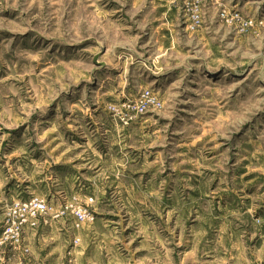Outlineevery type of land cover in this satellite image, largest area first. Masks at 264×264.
Listing matches in <instances>:
<instances>
[{
    "label": "rangeland",
    "instance_id": "obj_1",
    "mask_svg": "<svg viewBox=\"0 0 264 264\" xmlns=\"http://www.w3.org/2000/svg\"><path fill=\"white\" fill-rule=\"evenodd\" d=\"M82 152L47 201L94 222L14 255L8 207ZM0 264H264V0H0Z\"/></svg>",
    "mask_w": 264,
    "mask_h": 264
},
{
    "label": "crops",
    "instance_id": "obj_2",
    "mask_svg": "<svg viewBox=\"0 0 264 264\" xmlns=\"http://www.w3.org/2000/svg\"><path fill=\"white\" fill-rule=\"evenodd\" d=\"M97 131L99 132L98 129H96V132ZM92 136H94V134H85V137L80 136L79 138L83 140L85 139L86 142L83 140H79L81 143L80 144L77 141V148L91 149L96 139L95 138L91 140L90 137ZM50 143H52V141H50ZM60 143V145H64L65 141L61 139ZM83 153L84 152L81 153V157L76 156V161L80 160L81 162L80 166L71 164L73 162L72 159H57V161H52L51 166H53V171L48 172V175H33L32 178L35 179L34 182L36 183L31 184V186H27L26 188L28 190L25 192H27L29 196L36 195L43 197V199L46 200L51 197V199H55L58 203H64L71 199V197L76 195L78 192L75 188L76 185H74L72 181V179L74 178L71 177L69 168L82 166V168L85 169V167H88V165H91L92 163L94 164V159L90 158L89 156H85ZM89 169L91 168L89 167ZM94 169L96 170L95 173H91L89 171L81 173L80 170L79 172H76L80 175H104L102 173V169L99 168V166L94 167ZM14 176L18 177V175ZM73 221H59L57 223L50 224V226L42 225L41 228L37 231H30L27 235L26 241L30 246L32 256L29 257V262H31V259L34 262H39V259H42V256L49 257L54 253L62 254L67 245L72 242V239L75 240L79 236V230H76L75 223Z\"/></svg>",
    "mask_w": 264,
    "mask_h": 264
},
{
    "label": "built area",
    "instance_id": "obj_3",
    "mask_svg": "<svg viewBox=\"0 0 264 264\" xmlns=\"http://www.w3.org/2000/svg\"><path fill=\"white\" fill-rule=\"evenodd\" d=\"M137 104L144 108L160 106L158 98L149 91L142 94ZM68 215L74 218L77 229L85 223L94 222V216L80 205L67 204L55 209L46 199L36 195H30L27 200L15 201L8 207L5 215L1 244L9 246L14 255L19 253V257H27L30 254L29 244L26 243L28 233L37 231L42 223L44 226H47L48 222L57 223Z\"/></svg>",
    "mask_w": 264,
    "mask_h": 264
}]
</instances>
